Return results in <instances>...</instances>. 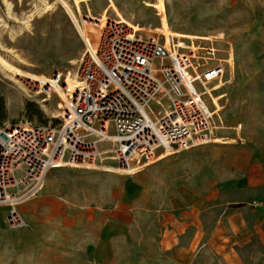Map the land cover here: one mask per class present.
<instances>
[{
	"label": "rangeland",
	"instance_id": "obj_1",
	"mask_svg": "<svg viewBox=\"0 0 264 264\" xmlns=\"http://www.w3.org/2000/svg\"><path fill=\"white\" fill-rule=\"evenodd\" d=\"M37 1L9 0L20 23ZM48 1L56 9L34 18L15 43L9 40V30H2V45L15 49L32 65L23 70L59 83L67 74H78L85 45L70 14L78 25L84 13L119 21L135 34L165 39L166 45L171 39L135 29L179 33L191 38L183 44L196 49L211 41L217 57L230 56L229 65L221 63L223 82L215 93L224 97L219 104L213 98L223 126L216 128L215 114L211 143L178 154H160L157 163L176 155L170 164L185 171L162 183L165 202L139 210L130 235L113 239L110 250L101 255L84 243L77 249L44 238L26 220L24 227L10 228L5 223L7 208L0 206V264H264V0ZM0 18L9 28L19 26L8 18L2 0ZM14 79L30 92L22 93L0 73V125L44 124L60 113L63 103L55 97L42 103L45 95H35L37 82L19 76ZM204 98L214 110L208 94ZM179 186L182 190L176 189ZM173 193L180 194L183 205L178 209L172 208L176 206ZM190 195L198 199V208L185 205ZM23 204L18 210L24 217Z\"/></svg>",
	"mask_w": 264,
	"mask_h": 264
},
{
	"label": "built area",
	"instance_id": "obj_2",
	"mask_svg": "<svg viewBox=\"0 0 264 264\" xmlns=\"http://www.w3.org/2000/svg\"><path fill=\"white\" fill-rule=\"evenodd\" d=\"M81 18L90 20L85 13ZM80 36L81 85L57 117L0 125V206L7 205L10 228L26 225L18 205L41 193L51 169L131 163L142 169L160 154L209 143L215 135L214 110L204 95L224 69L213 64L211 43L193 49L172 39L166 45L112 20L100 28L94 47Z\"/></svg>",
	"mask_w": 264,
	"mask_h": 264
},
{
	"label": "crops",
	"instance_id": "obj_3",
	"mask_svg": "<svg viewBox=\"0 0 264 264\" xmlns=\"http://www.w3.org/2000/svg\"><path fill=\"white\" fill-rule=\"evenodd\" d=\"M175 157L153 162L132 174L74 167L51 169L41 193L21 206L27 226L60 245L81 249L84 243L101 255L110 250L113 239L130 235L139 210L165 202L162 183L185 171L170 164ZM178 188L182 190V186ZM171 196L176 205L172 208L183 205L180 194ZM198 204L191 195L185 202L193 209Z\"/></svg>",
	"mask_w": 264,
	"mask_h": 264
},
{
	"label": "bare ground",
	"instance_id": "obj_4",
	"mask_svg": "<svg viewBox=\"0 0 264 264\" xmlns=\"http://www.w3.org/2000/svg\"><path fill=\"white\" fill-rule=\"evenodd\" d=\"M2 1L4 2L5 6L7 8L8 18H10L11 20L14 19V21H16L19 24V26L16 28H9L7 26V24L5 23V21L0 18V39L2 38V35H3L2 30L7 28L9 30L8 31L9 40L12 43H15L17 41V38L19 36H21L22 33H24L25 31L30 29V27L32 25L31 21H33L34 18H43L44 15L49 10H51V9L53 10V8L55 7V3H50L48 0H38L37 3H35L33 5L34 6L33 10L30 11L28 15L24 14V19L20 23L19 22L20 20L17 19L18 17L17 18L14 17V13H13V9H12V3H10L9 0H2ZM63 3L65 4V6L68 5L70 7V4H68L67 2L63 1ZM55 9L56 8H54V10ZM70 15H71V17H72V19L76 25L78 32L80 33V35H82L87 40L88 46L94 47V45L98 39L99 33H100V28L104 25V23L106 22L107 19L103 20V19L96 17V16L87 15L86 17L90 20H86L85 18H81V24H80L81 26H80L77 24V21L75 20L74 16H72V14H70ZM115 22L118 24H122V22H119V21H115ZM135 32H146L147 34L156 33V34H159L161 36V38L163 36L167 39H171V40L173 39L174 42L177 41V42L181 43V45H185V46H189V45L183 44V42H184L183 40L191 41V38L185 37L184 35L179 34V33H171V32H166V31H157V30L156 31H150L146 27H142L140 29L136 28ZM131 33H132V31H131ZM89 36H91L92 40L89 39ZM209 42L212 44L211 41H209ZM212 46H213V44H212ZM189 47H191V46H189ZM197 47H198V49H200L202 46L198 45ZM191 48H193V47H191ZM193 49H196V48H193ZM215 50L218 51L217 48H215ZM0 51L7 54L9 57H12L14 60H16V62L14 61L15 63H13V61H10L9 59L6 58V55H2L0 53V73L2 74L4 79H8L9 81H12L14 84H16L18 90H20L22 93H29L30 89L28 90L24 85H22V83H20L19 81H16L14 79V76L23 77L25 79L30 80V82H37L38 88L36 89V91H34V93L37 96L40 94L45 95V97L43 99H41L42 103L49 101L52 97H55L59 102L63 103L64 101L67 100L68 95L71 94L74 90L78 89V87H80V85H81L79 75L74 73V72L71 75L70 74L65 75L62 83H59V82L55 81L54 79L47 77L45 75L35 74V73H31L29 71L23 70L22 67L31 68L32 65L29 64L25 59H22L16 53L15 49L6 48L2 45L1 42H0ZM214 59L216 61L221 62V63L225 62L228 65L230 63V56L229 55H228L227 59H220L215 54ZM70 62L72 64L73 60ZM73 64H74V62H73ZM222 82L223 81L220 80V81L216 82L212 87H206V91H205V93L208 94V97L210 98V101L212 103V106L214 109V114H217V116H218L219 123L216 125L217 129L222 128L223 121L218 114V110L220 108H218L214 104L213 98H215L219 104V100L224 97V95H222V93L215 94L216 91L221 89ZM44 106L46 107V105H44ZM45 111H46V109H45ZM52 117H57V116L54 114ZM214 137H215V135H213L211 137L210 143L214 139ZM175 152L179 153L180 151H175ZM175 152H170V153H166V154H172ZM150 162H152V161L147 162L143 166H147V165L151 164ZM131 164H133V165L132 166L129 165V167H126V168L125 167L124 168H113L110 166H103V169H100V170L101 171H110V172L119 173V174H132V173L136 172L140 166L136 167L138 165H135L134 163H131ZM2 207L7 208V205L2 206Z\"/></svg>",
	"mask_w": 264,
	"mask_h": 264
}]
</instances>
